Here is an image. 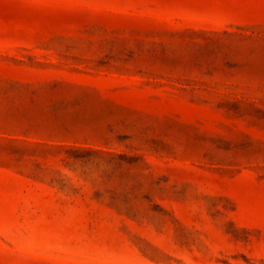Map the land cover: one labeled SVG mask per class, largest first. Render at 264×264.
Segmentation results:
<instances>
[{"label": "rangeland", "instance_id": "1", "mask_svg": "<svg viewBox=\"0 0 264 264\" xmlns=\"http://www.w3.org/2000/svg\"><path fill=\"white\" fill-rule=\"evenodd\" d=\"M0 264H264V0H0Z\"/></svg>", "mask_w": 264, "mask_h": 264}]
</instances>
